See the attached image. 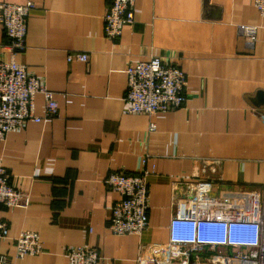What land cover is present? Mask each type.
I'll return each instance as SVG.
<instances>
[{"label": "crops", "instance_id": "crops-1", "mask_svg": "<svg viewBox=\"0 0 264 264\" xmlns=\"http://www.w3.org/2000/svg\"><path fill=\"white\" fill-rule=\"evenodd\" d=\"M34 1L26 49L16 60L55 93L53 119L29 121L0 143V165L30 197L0 204L9 235L0 258L13 264H68L76 247L100 251V264H137L141 246L164 245L176 199L199 179L212 194L264 185V17L254 0H138L135 21L119 38L104 33L108 0ZM242 26L256 28L251 44ZM88 61H68L71 53ZM160 56L188 76L182 108L154 116L129 113L127 68ZM10 59L0 23V60ZM38 114L45 100L36 98ZM151 124L156 125L154 131ZM148 171L149 227L117 236L109 219L119 194L113 172ZM39 233L44 249L17 258L16 238Z\"/></svg>", "mask_w": 264, "mask_h": 264}, {"label": "built area", "instance_id": "built-area-1", "mask_svg": "<svg viewBox=\"0 0 264 264\" xmlns=\"http://www.w3.org/2000/svg\"><path fill=\"white\" fill-rule=\"evenodd\" d=\"M138 0H108L104 33L110 40L122 36L135 21ZM264 17V0H254ZM34 1L24 4L0 2V23L8 38L10 59L0 60V143L11 131L27 122H41L58 115L55 93L28 68L17 62L25 50L28 18L36 9ZM256 28L242 26L253 44ZM87 62L86 53H71L68 61ZM129 113L154 116L182 108L187 101L189 79L186 73L160 56L131 64L127 68ZM42 95L45 107L38 114L36 98ZM156 129L151 124L150 130ZM149 172L111 173L105 183L119 194L111 209L110 228L117 236L142 235L149 227ZM214 183L199 179L188 185L176 199L169 223V240L164 245L141 246L137 264H264V185L259 189L212 194ZM30 197L11 183L8 169L0 165V204L8 208L27 207ZM9 235V224L0 218V239ZM17 258L38 255L44 245L39 233L23 231L16 238ZM68 264H100V251L91 246L71 249ZM0 264H13L6 257Z\"/></svg>", "mask_w": 264, "mask_h": 264}, {"label": "water", "instance_id": "water-1", "mask_svg": "<svg viewBox=\"0 0 264 264\" xmlns=\"http://www.w3.org/2000/svg\"><path fill=\"white\" fill-rule=\"evenodd\" d=\"M256 106H264V92L260 91L254 100Z\"/></svg>", "mask_w": 264, "mask_h": 264}]
</instances>
